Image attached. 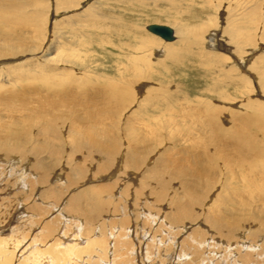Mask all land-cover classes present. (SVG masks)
Here are the masks:
<instances>
[{"label":"rangeland","instance_id":"1","mask_svg":"<svg viewBox=\"0 0 264 264\" xmlns=\"http://www.w3.org/2000/svg\"><path fill=\"white\" fill-rule=\"evenodd\" d=\"M0 3V264H264V0Z\"/></svg>","mask_w":264,"mask_h":264},{"label":"bare ground","instance_id":"2","mask_svg":"<svg viewBox=\"0 0 264 264\" xmlns=\"http://www.w3.org/2000/svg\"><path fill=\"white\" fill-rule=\"evenodd\" d=\"M1 4V3H0ZM13 4V3H12ZM16 6V5H15ZM246 18V17H245ZM149 26V25H148ZM147 27V26H146ZM146 27H145V30H146ZM147 31V30H146ZM150 33V32H149ZM153 35V34H152ZM173 35H174V30H173ZM129 38V37H128ZM159 38V37H158ZM161 39V38H160ZM164 41V40H163ZM174 41H175V36H174ZM174 41H172V42H174ZM251 41V40H250ZM164 42H166V41H164ZM148 43V42H147ZM166 43H171V42H166ZM144 46H145V44H144ZM11 51V50H10ZM13 53V52H12ZM230 54V53H229ZM11 57V56H10ZM171 58V57H170ZM169 58V59H170ZM48 128V127H47ZM50 129V128H49ZM79 136V135H78ZM77 136V137H78ZM86 142V141H85ZM18 145V144H17ZM20 146V145H19ZM82 146V145H81ZM87 146V145H86ZM91 146L93 147V149H95V150H98V151H102L100 148H99V142H97V140H95V139H92L91 140ZM79 147H80V145H79ZM4 148V147H3ZM108 154H109V152H108ZM77 161V160H76ZM82 176V175H81ZM159 176V175H158ZM111 180V179H110ZM90 183V182H89ZM58 197V196H57ZM99 197V196H98ZM87 198V197H86ZM79 200V199H78ZM95 200V199H94ZM75 205V204H74ZM80 207V206H79ZM74 208H76V207H74ZM85 208V207H84ZM74 210V209H73ZM79 210V209H78ZM5 221V220H4ZM3 221V222H4ZM50 221V220H49ZM22 226V225H21ZM10 228V227H9ZM13 228V227H12ZM13 230V229H12ZM14 231V230H13ZM12 232V231H11ZM118 232V231H117ZM4 234V233H3ZM73 236V235H72ZM94 237H96V235L95 236H91L90 238H88L87 239V241H86V245H85V247H90V246H93V244H95V243H99V245H103L102 244V240H100L101 238H94ZM1 238V237H0ZM71 238V237H70ZM3 239V238H2ZM7 238H4V240H6ZM26 240V239H25ZM9 241V240H8ZM1 242V241H0ZM17 242V247L16 248H18L19 250H18V255H22L23 253L24 254H30V256L28 257V259H27V261H28V264H32L33 263V260H37L36 258H38V257H36L35 259L33 258L35 255H36V253H35V251L33 250V251H31V249L33 248H31V244L29 245H26L25 246V243H22L23 245L20 247V244H21V242L20 241H16ZM15 242V243H16ZM18 242H20V244L18 243ZM9 243V242H8ZM14 243V244H15ZM3 244V243H2ZM5 244H6V242H5ZM18 244H19V246H18ZM27 244V243H26ZM48 243H46V244H44L45 246L47 245ZM82 244V243H81ZM16 245V244H15ZM14 245V246H15ZM33 245V244H32ZM4 246V245H3ZM7 246V245H6ZM50 246H52L53 248H57V246H58V244L57 245H49V247ZM76 247H77V245H75ZM75 246H73V248L71 247L70 249H68V248H66V250L64 251V253H66V254H68V253H70L72 250H74L75 249ZM20 247V248H19ZM47 247V246H46ZM83 247V246H82ZM117 247H119V246H117ZM121 247V246H120ZM6 248V247H5ZM8 248H9V246H8ZM34 249V248H33ZM90 249H91V247H90ZM38 250V249H37ZM117 250V249H116ZM30 251V252H29ZM129 253V252H128ZM33 254V255H32ZM71 254V253H70ZM113 255V254H112ZM115 255V254H114ZM72 256V255H71ZM127 256H128V254H127ZM70 258V257H69ZM115 258V257H114ZM44 259V258H43ZM174 259L175 258H172V260L170 261V264H173V263H175L174 262ZM114 260V259H113ZM51 261H52V258L51 257H48V259L47 260H45V261H40V264H51ZM71 261H74V260H71ZM115 261V260H114ZM76 262V261H75ZM71 263V262H70ZM69 263V264H70ZM177 263H179V262H177ZM75 264V263H74ZM82 264V263H81ZM148 264H151V262L150 263H148Z\"/></svg>","mask_w":264,"mask_h":264},{"label":"water","instance_id":"3","mask_svg":"<svg viewBox=\"0 0 264 264\" xmlns=\"http://www.w3.org/2000/svg\"><path fill=\"white\" fill-rule=\"evenodd\" d=\"M146 30L166 42L174 41L173 29L166 25L150 24Z\"/></svg>","mask_w":264,"mask_h":264}]
</instances>
